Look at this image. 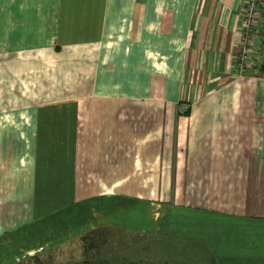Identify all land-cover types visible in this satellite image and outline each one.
Listing matches in <instances>:
<instances>
[{"label":"crops","instance_id":"crops-1","mask_svg":"<svg viewBox=\"0 0 264 264\" xmlns=\"http://www.w3.org/2000/svg\"><path fill=\"white\" fill-rule=\"evenodd\" d=\"M243 2L0 0V241L66 210L71 238L156 242L175 209L264 227V27L235 76ZM254 239L240 260L264 264Z\"/></svg>","mask_w":264,"mask_h":264},{"label":"rangeland","instance_id":"rangeland-1","mask_svg":"<svg viewBox=\"0 0 264 264\" xmlns=\"http://www.w3.org/2000/svg\"><path fill=\"white\" fill-rule=\"evenodd\" d=\"M168 212L152 214L155 224H159L154 231L158 241L141 239L142 243L135 234L106 229L71 238L78 223L72 218V210L52 212L45 222H35V233L25 228L7 233L0 241V264H223L218 259L220 255L222 259L233 258L227 264L235 260L245 264L240 257L244 254L247 259L252 239L264 236V227L181 209L174 210V219L169 222ZM165 231L174 235L160 237L167 234ZM47 234H51L50 240L42 243ZM188 236L204 241L211 253L205 250V259L196 260L202 249L196 251L198 246L186 240ZM246 264L251 263L248 260Z\"/></svg>","mask_w":264,"mask_h":264},{"label":"built area","instance_id":"built-area-1","mask_svg":"<svg viewBox=\"0 0 264 264\" xmlns=\"http://www.w3.org/2000/svg\"><path fill=\"white\" fill-rule=\"evenodd\" d=\"M256 23L264 27V0H244L237 20L239 51L233 57L235 76L240 77L244 71L256 69L260 64L263 31H255Z\"/></svg>","mask_w":264,"mask_h":264}]
</instances>
